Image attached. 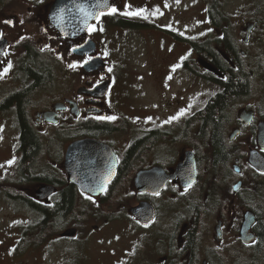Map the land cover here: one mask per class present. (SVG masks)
Instances as JSON below:
<instances>
[{
  "label": "flooded vegetation",
  "instance_id": "flooded-vegetation-1",
  "mask_svg": "<svg viewBox=\"0 0 264 264\" xmlns=\"http://www.w3.org/2000/svg\"><path fill=\"white\" fill-rule=\"evenodd\" d=\"M14 1L0 0V118L6 116L12 122L13 130V136L11 140L9 139L10 141L3 150L7 157L2 170L3 188L1 192L4 199L11 202V204L26 206L27 200H30L36 204L51 206L58 200L59 194L64 188L68 186L73 187L76 196L75 204L78 205V208L87 207L85 210H82L81 215L68 218V224L66 226L59 228L58 225L56 229L52 230V233H55V242L64 244L63 247L61 245L58 246L62 250L56 251L55 255L60 260V264H97V261L90 253L91 247L89 244H91L92 239H98V235L103 238V241L106 240L105 243H108L109 239L118 237L119 233H114L112 236H109L104 230L109 225V221L117 218L123 219L121 223H128L132 226L134 232L136 231L138 237L141 238L139 244H127V240L120 239L127 244L123 246L122 250L116 251V253H119L115 257L116 260L118 258L123 259V261L118 262L120 264H216L213 262L214 251L218 253L221 251V254L224 255L226 249L235 240L240 245L239 251L241 255L239 257H248L256 240L253 243H245L241 239L240 226L243 217L247 213L252 215L251 219L253 222L249 228V232L256 239L257 233L255 228L258 225V221L261 220L260 217H264V200L262 197H259L263 189L262 185H264V171L259 170L253 164L257 161L259 163L261 159L264 162V142L261 139L264 133L263 130L261 132L262 123L264 122V106L262 105L264 96L263 91L258 90L259 87L263 86L264 82L260 78L262 74L259 75L258 72L264 74V70L261 66L257 67L259 64L258 61L264 57V5H261V2L263 4L264 0H249L248 4L247 0H241L242 3L239 1L240 5L235 7L238 9L237 11L229 10L223 5H216V10L219 14L215 15L214 19H212L211 5L204 7L206 18L208 16L211 27L217 32L216 36L210 38V41L205 42H209L208 46L211 45L210 50L216 54V57L208 51L204 53L206 56L202 55L204 52L202 50L196 52L195 56L198 57L199 55L200 58L198 57L197 59L205 71H207L206 74L208 75H206L208 78H205V80L210 83L212 89L205 104L186 119L189 125V119L195 118L192 123L197 125V136L202 140V136L199 135V116L205 106L214 100L216 95L224 91L223 84L228 77V72L222 69V63L234 71H242L240 68H244L248 77L247 92L228 102L227 112L229 118L222 132V138L231 151V154L226 159V165L228 167L229 162L232 161L231 172L235 178L230 190L231 201L234 202L235 196L239 195V204L246 207L239 228H237V231H235L236 228L234 229L236 233L238 232L237 238L232 233L233 230H231V233L228 232L230 230H223L224 220L222 215L217 212L219 209V205L216 203L217 200L212 199L213 201L210 203V207L204 209H202L201 203L195 201L198 192V187L196 186L199 184L197 152L190 148H185L182 155L171 167V158L168 153L172 139L170 131L164 130L161 132L159 129H145L136 126V131L130 128L132 129L130 132L120 134L119 130L124 127V122H120L115 116L114 103L116 98L110 90L112 81L110 71H107L105 68V70H98L92 74H87L81 71V64L88 56L84 55L80 57L72 54V49L79 46L86 36L65 38L56 31L46 17L47 8L53 0L47 1L39 8L38 0H20L23 5L19 3L12 4ZM38 13H40L39 16ZM38 17H40L41 23L44 19L50 25L45 33L42 27L39 26L42 33H44V35H40L39 37L38 25L40 23ZM230 24L232 25L231 27H229ZM225 34H227L231 42V47H226L224 41ZM177 36L183 38L181 34ZM28 45L44 55L48 61L52 60L55 52L54 47H57L56 55L62 59L70 58L76 64L80 65L78 75L81 84H77V86L72 85L69 89H66L65 94L61 93L60 95L62 96L59 95L58 97L52 98L46 105L42 104L41 99H39L43 91L42 89L45 88L32 90L26 107V118L33 132L39 138L41 148L42 146L45 147V141L51 138L60 139L61 142L53 157L45 156V152L42 153L39 159L37 155L34 164L29 168V177L23 178L20 170V163L23 158V151L21 150L22 126L18 117L16 100L11 99L6 105L3 102L32 83V79L28 78L24 70L19 67L20 60L26 55ZM254 64L257 68L253 66ZM200 75L203 76L202 74ZM254 75L257 81L256 83L259 82L261 85L258 86L251 83ZM71 77L75 80V70L72 76L69 75L67 77V80H71ZM106 78L109 83L104 91L101 87H94V85ZM54 105H57V108H53ZM45 111H49L47 112L48 114L45 115ZM110 117H115V119H110ZM87 121L98 124L106 123L111 125V129L89 131L88 129L81 128L80 124ZM154 131L157 134L155 136L150 135ZM181 134L183 135L185 133L181 131ZM148 136L149 145L142 150L140 158L126 170L122 171L119 177H117L118 170L121 168L127 150L138 140ZM210 138H207L209 144H205V146L211 149L210 152L213 159V147ZM80 140H93L102 145L97 144V150L94 152L96 153L94 156H87L81 150L71 153L68 157V163L72 171L71 177L75 178V180L73 179L74 181L78 182V180H81L88 162H91L98 171L103 167V163L107 162V167L113 170L112 176L105 183L99 195H90L80 191L73 180L68 181L66 178L63 167L66 148L70 144ZM160 150L163 154L161 156L163 157L162 159L158 157L160 156L158 154ZM187 150H191L193 153L197 180L190 184L182 185L184 181H181V178L177 175L171 179H168L167 175L173 174L174 167L183 160L184 153ZM38 160L42 164L44 162L47 163L50 173L59 178L60 182L38 180ZM154 166L160 167L165 174L162 187L158 191H153V187L150 192L138 191L133 186L135 175L140 171L149 170ZM32 167L34 168L33 170H31ZM244 168L251 173L253 183L255 182V188L258 189L254 203H251L246 198L243 201L240 200L244 182V176L242 174H246ZM44 184L51 186L53 191L40 200L38 199V187ZM189 190L195 195V200L193 197L185 194L186 192L181 193ZM183 195L187 196L184 198ZM170 196H177V201L180 202L178 207H189L190 213L188 215L189 223L185 221L177 230V245L181 249H176V252L172 249L171 241L162 239L161 236H164L163 231L158 230L156 233H153L151 240L146 236V232H152L154 230L147 231L156 221L157 211L160 210L165 202L164 199L167 200ZM158 199H160L159 203L156 202ZM130 200L134 204L147 201L153 210V220L143 225L128 212L116 215L109 212V208H114L113 206L129 205ZM182 203L185 204L183 205ZM102 206L108 210H99ZM212 211L218 213L216 226L219 225V228H215L214 233L208 235L206 243L203 244L202 233L198 231L197 227H193L196 226V224L194 225V219L196 216L201 215V218L204 220L205 216H207L206 214ZM40 219L38 218V220ZM90 219L98 220L99 224H92L90 227L87 225V221ZM231 224L233 226V223ZM86 226L87 229L85 231L82 228ZM66 228L75 229L70 235L71 237L60 235ZM191 230H194L196 236L194 246L189 245L187 242V237ZM18 233L19 238L16 241L17 245H15V248L20 246L19 240L21 236L28 238L29 236L27 234H30L26 229L22 232L18 231ZM225 234L230 238L227 239ZM159 239L163 241L162 246L164 245V241L167 244V250L163 253L155 247L156 243L161 241ZM109 246L111 249V244ZM111 251L107 250L109 253Z\"/></svg>",
  "mask_w": 264,
  "mask_h": 264
},
{
  "label": "rangeland",
  "instance_id": "rangeland-1",
  "mask_svg": "<svg viewBox=\"0 0 264 264\" xmlns=\"http://www.w3.org/2000/svg\"><path fill=\"white\" fill-rule=\"evenodd\" d=\"M43 1L38 0V8L41 7ZM215 1L219 5L234 11L238 10L235 7L240 5L239 1L242 3L241 0ZM13 3L23 5L20 0H15ZM248 3L249 0H247ZM209 4L210 0H122V3L119 0H113L112 8H116L117 11L115 13L110 11L108 16L110 18L105 17L94 23L90 28V36L96 40L98 51L108 63L106 69L110 71L112 76L111 92L116 98L114 103L115 116L120 122H124V127L119 130L120 134L130 132L132 129L136 131V126L145 129H159L161 132L170 131L172 139L168 153L171 158V167L182 155L185 148L196 151L199 171V184L196 186L198 187L197 198L195 200V195L190 190L181 193L186 192L185 194L193 197L197 203H201L202 209L210 207L212 199L217 200L216 203L219 205L217 212L222 215L224 220L223 230H230L229 233L233 230L232 233L237 238L238 232L235 231L239 228L246 207L239 204V195L235 196L234 202L231 201L230 190L235 180L231 172L232 161L229 162L228 167L226 163L223 168H219L217 174H212L211 169L214 163L211 149L205 146L209 142L204 138L200 140L197 136L198 127L192 123L193 121H189V125L186 122V119L205 104L212 89L210 83L205 80L208 78L206 77L207 71L197 59L199 55L198 57L195 56L196 52L201 51L196 46L200 41H210V38L217 35V32L209 24L208 16L207 18L205 16L204 7ZM121 5L124 8L120 7ZM261 5H264V1L263 4L261 2ZM134 11L140 12L141 15L137 17L123 14ZM117 16H121L125 20H139L144 24L142 26L118 25L114 23ZM152 24L159 27L163 25L170 31L166 30L165 32L161 28H153L151 27ZM39 26L41 25H38V37L44 35ZM231 26L230 24L229 27ZM180 34L183 38L177 36ZM207 43L209 45V42ZM210 46L208 47L210 48ZM54 50L53 63L48 61L51 64L53 80L51 85L42 89L39 98L44 105L61 93L65 94L66 89L72 85L81 84L78 75L80 65L70 58L62 59L56 55L57 47H54ZM204 53L205 51L202 55H205ZM258 63L257 67L261 66L264 70V57ZM253 66L257 68L255 64ZM74 70L75 80L73 77L71 80H67L69 75L72 76ZM258 74H262L260 78L264 81V74L262 72H258ZM256 82L254 75L251 83L261 85ZM263 88L264 82L263 86L258 88V90L263 91L264 96ZM262 105L264 106V99ZM181 131L185 133L183 134L185 136L181 134ZM0 136V264H60V260L55 255L56 251L62 250L61 247L64 244L55 242V233H52V230L48 229L45 232L39 228V225L38 230L36 229L35 222L38 218H42L39 211L36 214L27 204L26 206L11 204L3 197L1 192L3 188L2 170L7 157L3 150L13 136L12 122L6 116L0 118ZM60 142V139L57 138L46 140L45 147L42 146L38 159L43 152H45V156L53 157ZM158 154L160 155L158 157L162 159L161 150ZM165 154L167 153L165 152ZM46 168H49L48 164L46 165L45 162L42 164L38 160V173L43 172ZM245 170L246 174H242L244 182L240 200L243 201L246 198L254 203L258 189L255 188L251 173L247 169ZM187 195H183L184 198ZM164 200L162 207L157 211L156 221L147 229V231L154 230L146 232V236L151 240L153 233L158 230L163 231L162 239L171 241L172 249L176 252V249H181L177 245V230L185 221L189 223V207H178L180 202L177 201V196H170ZM156 202L159 203L160 199ZM128 204L113 206L112 209L108 207L109 212L114 215L127 213V208L134 203L130 200ZM104 209H106L104 206L99 208L103 211ZM82 210H84L83 207ZM217 212L212 211L206 214L207 216L204 220L201 218L198 226L195 223L198 231L202 233L203 244L206 243L207 236L214 233ZM122 221L123 219L120 218L112 219L107 228L104 229L109 236L119 233L118 237L109 239V242L105 243L106 240L103 241V238L98 235V239H92L91 244H89L90 253L97 264H120L118 262L123 261L122 258L117 260L115 258L119 254L116 251L122 250L126 244L120 239L127 240V244H139L141 238L138 237L136 231L134 232V228L128 223H121ZM66 222L67 220L58 227L66 226L68 224ZM96 223L99 224L96 219L87 221V225L90 227ZM29 227L31 228V233L27 234L29 237L21 236L20 246L15 248L19 238L18 231L22 232ZM82 229L86 231L87 226ZM225 237L230 238L226 234ZM162 239H159L161 241L155 245L161 253L167 250L165 241V247L162 246ZM146 243L148 242L146 241ZM109 244H111V249ZM60 245L61 247H58ZM107 250L112 251L109 253ZM239 250L240 245L235 240L224 252L225 256L221 254V251L219 253L214 251L213 262L216 264H264V256H262L261 261H257L251 252L248 257H239L241 255Z\"/></svg>",
  "mask_w": 264,
  "mask_h": 264
},
{
  "label": "trees",
  "instance_id": "trees-1",
  "mask_svg": "<svg viewBox=\"0 0 264 264\" xmlns=\"http://www.w3.org/2000/svg\"><path fill=\"white\" fill-rule=\"evenodd\" d=\"M209 5H211V14L213 17L212 19H214L215 15L219 14V12L216 10L219 4L215 0H210ZM114 23L118 25L128 24L133 26H142L144 24L139 20H125L120 16L116 17ZM224 41L226 43V47H231V42L227 34H225ZM196 46L198 47V49L202 51H208L216 57V54L212 52L208 47L207 42L198 43ZM19 67L24 70L28 78L32 79V83L16 92L11 98L5 100L3 104L6 105L11 101V99L16 100L18 117L22 126L21 150L23 151V158L20 163V170L22 173V177L26 178L30 175V166L34 164L37 155L39 156L42 150L40 140L33 132L26 118L27 103L29 101V96L32 90L36 88H45L51 85L53 74L51 64L48 62L47 58L29 45L27 46L25 57L19 62ZM222 69H225L228 72L226 82H224L223 84L224 91L216 95L215 99L210 101L205 106L204 110L199 116V135L202 136V138L207 139L210 138L211 134L210 142L213 147L212 153L214 163L213 168L211 169L212 174H217L219 168L225 166L226 159L231 154L229 147L226 145L222 138L224 126L229 118V114L227 112V104L230 100L244 95L247 92L248 88V77L243 67L240 68L242 69V71H234L230 69L226 64L222 63ZM193 120H195V118L189 119V121ZM80 125L81 128L88 129L89 131L111 129V125L109 124H98L91 121L82 122ZM156 134L157 132L154 131L150 135L155 136ZM148 138L149 136L138 140L127 150L125 158L121 164V168L118 170L117 177H119L122 171L126 170L132 163L140 158L142 150L147 145H149ZM33 167L31 170L34 169ZM44 171L38 173V180L60 182V179L52 175L48 168H46ZM262 188L263 189L259 194V197H262V199L264 200V185H262ZM75 200L76 196L74 189L72 186H68L60 192L58 200L51 206L36 204L34 202H31L30 200H27L26 204L27 206L32 208V210L35 211L36 214H38L39 211L42 218H39L40 220H37L34 226H36V229L38 230L39 225V228L41 230H45L46 232L48 229H56L58 225L64 223L71 216L82 214V207L78 208V205L75 204ZM83 209L85 210L86 207H83ZM260 219L261 220L258 221V225L255 228L257 239L253 244V248L251 250V253L257 261H261L263 259L262 256H264V217H260ZM199 222H201V215L195 217L194 225L195 223L199 224ZM36 229L35 231L38 233ZM26 230L27 232L31 233L30 227L26 228ZM187 242L189 245L194 246L196 242L194 230H191L189 232Z\"/></svg>",
  "mask_w": 264,
  "mask_h": 264
},
{
  "label": "water",
  "instance_id": "water-1",
  "mask_svg": "<svg viewBox=\"0 0 264 264\" xmlns=\"http://www.w3.org/2000/svg\"><path fill=\"white\" fill-rule=\"evenodd\" d=\"M109 8V0H55L54 6L52 8V17L53 22L59 27L62 33L66 35H78L85 31L89 22L96 18L100 12L107 11ZM95 50V45L91 40H87L82 47L77 49L78 53H83L84 51L92 53ZM102 65V60L98 56H93L89 61L84 64V69L86 71H93L94 69L99 68ZM101 87H105V83L100 84ZM262 129H264V122L262 123ZM262 132V130H261ZM264 132V130H263ZM262 142H264V133L261 137ZM86 145L85 146H76L74 151H83L87 156H94V153L97 149L94 147L88 146V141H81L77 145ZM73 146L70 147V149ZM68 159V153L66 155V164ZM257 160V159H256ZM252 161V160H251ZM253 163V162H252ZM261 171H264V162L261 161L258 163H253ZM146 173H141L138 176V181L140 185L148 181L146 175L152 174L153 170L145 171ZM107 174V171H98L91 162L87 163L86 170L84 172L83 178L85 181L76 182L72 179L80 189L83 191H88L90 193H98L99 187L103 180V177ZM153 175V174H152ZM174 175H178L181 178L183 185L190 184L196 180V171H195V162L193 154L189 151L185 153V159L181 163L177 164ZM174 175H171L173 177ZM81 181V180H80ZM137 181V182H138ZM88 183V184H87ZM99 183V185H98ZM97 187H96V186ZM143 205L146 206L145 203ZM251 214L247 213L245 216V221L243 222L241 228V239L245 242L252 241L254 236L248 234L246 231L252 224L253 220L251 219ZM69 234V233H66Z\"/></svg>",
  "mask_w": 264,
  "mask_h": 264
},
{
  "label": "snow or ice",
  "instance_id": "snow-or-ice-1",
  "mask_svg": "<svg viewBox=\"0 0 264 264\" xmlns=\"http://www.w3.org/2000/svg\"><path fill=\"white\" fill-rule=\"evenodd\" d=\"M117 11V9L116 8H112L111 9V12L112 13H115ZM123 14H125V15H132V16H139V15H141V13L140 12H126V13H123ZM74 67V66H73ZM181 115H183V113H181ZM110 119H115V117H110Z\"/></svg>",
  "mask_w": 264,
  "mask_h": 264
}]
</instances>
